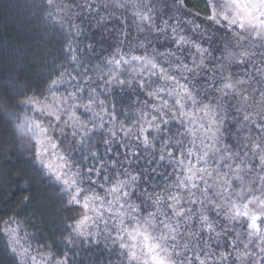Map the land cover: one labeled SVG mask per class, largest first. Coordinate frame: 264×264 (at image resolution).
<instances>
[{
  "label": "snow or ice",
  "instance_id": "obj_1",
  "mask_svg": "<svg viewBox=\"0 0 264 264\" xmlns=\"http://www.w3.org/2000/svg\"><path fill=\"white\" fill-rule=\"evenodd\" d=\"M28 7L64 58L8 122L59 236L0 221L11 264H264V0Z\"/></svg>",
  "mask_w": 264,
  "mask_h": 264
},
{
  "label": "trees",
  "instance_id": "obj_2",
  "mask_svg": "<svg viewBox=\"0 0 264 264\" xmlns=\"http://www.w3.org/2000/svg\"><path fill=\"white\" fill-rule=\"evenodd\" d=\"M34 2L39 3L40 0ZM21 4L18 5V0H0V89L15 91V95L8 99L0 95V221L19 212V220L31 221L27 226L28 233H43L49 239H56L59 236L56 190L29 182L31 164L28 157L18 150L8 120L9 116H23L26 111L31 114L30 109L18 108L17 105L32 95L39 96L46 86L49 70L46 65H50L54 57L63 60V45L42 32L39 9L31 8L32 16L29 17L27 8ZM185 6L201 17L207 15L204 0H185ZM20 176L24 179H19ZM26 185L27 191L24 190ZM26 196L32 200L25 207ZM5 242L6 237L0 234V264H11L5 252ZM32 243L35 246L36 241Z\"/></svg>",
  "mask_w": 264,
  "mask_h": 264
},
{
  "label": "rangeland",
  "instance_id": "obj_3",
  "mask_svg": "<svg viewBox=\"0 0 264 264\" xmlns=\"http://www.w3.org/2000/svg\"><path fill=\"white\" fill-rule=\"evenodd\" d=\"M30 2H31L30 0H18V5H20V4L22 3V4H21L22 7H24L25 9L27 8V9H26V15L29 16V17L32 16V12H31L32 9L28 7V4H29ZM30 9H31V10H30ZM31 20H32V19L30 18V22H31Z\"/></svg>",
  "mask_w": 264,
  "mask_h": 264
}]
</instances>
